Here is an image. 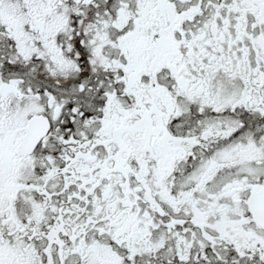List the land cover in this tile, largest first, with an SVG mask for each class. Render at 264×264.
<instances>
[{
  "label": "snow or ice",
  "instance_id": "obj_1",
  "mask_svg": "<svg viewBox=\"0 0 264 264\" xmlns=\"http://www.w3.org/2000/svg\"><path fill=\"white\" fill-rule=\"evenodd\" d=\"M0 264H264V0H0Z\"/></svg>",
  "mask_w": 264,
  "mask_h": 264
}]
</instances>
